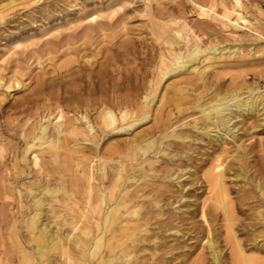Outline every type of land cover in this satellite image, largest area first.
I'll list each match as a JSON object with an SVG mask.
<instances>
[{
  "label": "bare ground",
  "instance_id": "6f19581e",
  "mask_svg": "<svg viewBox=\"0 0 264 264\" xmlns=\"http://www.w3.org/2000/svg\"><path fill=\"white\" fill-rule=\"evenodd\" d=\"M95 18L96 15H92L88 21ZM154 26V35L157 39H162L161 43L166 45L168 51V56L165 53L160 56L161 62L158 67L160 76L169 75L176 78L194 74L196 77L184 78L178 86L174 84L166 86V89L172 90L173 96L168 98L163 93L160 102L176 108L178 113L176 116L156 123L144 134L135 136L134 142L127 140L106 150L105 153L111 157V161H114V156L119 157L118 170L111 169L114 166L108 165L109 163L101 161L100 158L95 160L98 156L93 155L96 152L94 148L96 144L93 146V142L97 140L99 132L109 128L117 132L133 130L136 125L148 118L147 103L146 100L137 103L132 99L139 93L136 87L133 94L127 93L119 97L117 95L115 100V96L109 95L112 89L96 81L98 78L96 80H94L96 77L92 78L94 76L92 70L88 72L91 81L83 80V84L76 89L67 86L63 88L62 97L54 110H51L56 111L52 119L48 118L43 123L35 124L31 131L24 133L23 140L28 143L26 152L33 154L32 165L35 167L36 177L32 181L25 180L31 175V166L25 156H19V148L14 145L11 146L10 157L13 169L2 174L8 167L6 162L9 153L4 157L0 149V185L7 180L14 188L19 186V183L24 187V194L17 189L16 198L7 200V197L0 195V201L5 200L2 207L9 206L8 216L4 214L7 219L4 220V216L0 214V243L6 245L7 249H2V253L4 252L7 257L11 256V264H51L53 260L56 264H187V259L191 255L187 258L183 251L181 258L174 262L175 250L181 248L179 239L184 241L188 234V231H185L187 228L181 227L184 218L176 214H184L186 212L184 207L194 202H190L188 198L194 191V183L195 185L205 183L209 190V197L203 200L201 212L199 211L207 229L206 239L204 238L207 244L203 245L209 257L199 260L197 258V262L194 259V263H189L205 264L204 260H210L212 264H264V256L247 254L248 250L257 254L264 253V209L256 208L257 210H250L244 214L245 209L241 207L240 202L242 198L239 201L235 200V203L238 202L235 204L232 195L230 198L231 192L228 193L229 189L227 185L225 186L224 180L226 174L232 171L235 179L242 182V186L248 183L254 190L261 191L260 195L264 197V180L256 178L250 180L249 174L253 169L250 170L252 155L240 144L244 134L264 131V94H252L245 99L242 96L245 89L242 84L224 89L217 75H211L209 71L202 73L201 67L197 64L206 62L209 68L212 67L213 62L221 58L223 53L219 56L216 54L226 47L211 45L209 49H202L198 45L200 39L195 35L193 46L185 47L184 51L182 49L175 51L173 46L178 42L180 30L170 23L160 21H156ZM229 53L236 55L238 50H230ZM81 70L87 71L85 68ZM149 81L153 82V79ZM124 87L127 89L128 85L124 84ZM254 89L255 87H248L247 91L252 92ZM196 91L199 92L196 94ZM83 95L88 97L84 98ZM62 102L74 111H84L81 115L84 120L83 127L80 126L77 117H67L64 114ZM74 103L78 105L73 107ZM99 107L102 109L95 121H92L91 111ZM116 108L121 114L120 118L115 113ZM195 113L200 114L199 118L183 123L179 132H176V129L166 132L170 126L180 121L181 116ZM247 118L252 120L247 131L242 133L240 124ZM53 119H56L55 123ZM80 136L91 142L86 145L90 148L88 149L90 154L75 159L78 175L71 179V192H68L64 186L65 180H62L64 176L55 175L57 172L53 167L56 164L59 169L69 171L74 160L71 158L68 145L70 141L80 144ZM1 142L0 138V145ZM226 144L235 147L234 153L227 152L230 155L229 162L225 160L228 155L227 147L224 146ZM47 154L48 160L45 161ZM157 154L161 156V160H148L150 157H157ZM198 154L200 156L196 157ZM128 158L137 159L138 162L124 165ZM195 159L199 162H195L194 170L185 172L188 162L192 163ZM207 162H210V167L208 166L207 171L204 170L202 176L196 178L197 169ZM174 164L175 169L171 166ZM108 167L110 170H107ZM105 179L108 185L105 184ZM0 188L2 189V185ZM78 192H81L84 204L81 211L76 207L77 201L74 199ZM9 193L12 194L10 191ZM173 197V201H169ZM67 198L75 201L71 212L78 213V218L75 214L63 212L69 204ZM164 199L168 201L164 202ZM262 200L258 199L259 203H264ZM207 202H213V205ZM218 208H221L225 221L223 223L226 249H220L218 246L216 235L219 228L210 223L216 216ZM167 210L173 215L162 218ZM236 212L243 213L251 221L241 220L235 216ZM65 227H69L70 230L64 232ZM74 229L76 232L71 234V230ZM238 235H245L246 242L237 239ZM170 236L177 244H168ZM228 252L230 258L227 257ZM5 260L7 261L6 258Z\"/></svg>",
  "mask_w": 264,
  "mask_h": 264
},
{
  "label": "rangeland",
  "instance_id": "374dc122",
  "mask_svg": "<svg viewBox=\"0 0 264 264\" xmlns=\"http://www.w3.org/2000/svg\"><path fill=\"white\" fill-rule=\"evenodd\" d=\"M92 15H96V18L88 21ZM171 20H176V22L173 23ZM156 21L170 23L180 30V36L177 38L178 42L173 46L175 51L179 49L184 51L185 47L193 46L195 35L200 39L198 45L202 49H209L211 45L219 48L226 47L216 54L219 56L223 53L221 58L213 62L212 67L209 68L206 62L197 64L201 67L202 73L209 71L211 75H217L223 84V88L225 87L224 89L231 85L242 84L245 87L242 91V96L245 99L252 94H264V0H0V138L2 140L0 149L4 157L9 153L6 162L8 167L5 171L3 170L2 174H6L7 171H10L9 169H13V161L10 157L12 156L11 146L14 145L19 148V156H25L31 166V175L25 180L32 181L36 177L35 167L32 165L33 154L26 152L28 143L24 142L23 135L31 131L35 124L43 123L48 118L52 119L56 111L51 112V110H54L56 103L62 97L63 88L67 86L76 89L83 84V80L91 81L94 77H96L94 80L98 78L96 81L101 82L103 86L110 90L112 89L109 95L115 96V100H117V95L119 97L127 93L133 94L136 87L138 88L137 92L143 95L138 93L132 99L136 100L137 103L146 100L147 103L148 118L141 121L133 130L117 132V130L109 128L104 132H99L97 140L93 142V146L96 144L94 146L96 152L93 155L98 156L95 160L100 158L101 161L109 163L108 165H113L114 168L111 169H119V157L114 156V161H111V157H108L105 153L107 149L115 144L121 145L127 140L134 142L133 138L135 136L144 134L156 123L163 122L168 117L173 118L176 116L178 114L176 108H172L168 103L163 105L160 102L163 93L168 98L173 96L172 90L166 89V86L168 84L178 86L184 78L196 77V75L186 74L176 78L169 75H166V77L160 76L158 68L161 62L160 56L162 53L168 56V51L166 45L161 43L162 39H157L153 33ZM229 49H237L238 53L236 55L229 53ZM81 68H85L87 71H82ZM91 70L94 72L92 78L88 75ZM99 79L101 80L99 81ZM152 79L153 82H150L149 80ZM124 84L125 86L128 85L127 89ZM119 85L121 86L120 89L118 88ZM248 87H255V89L248 92ZM199 91L195 93L197 94ZM97 95L99 96V93ZM83 97L88 96L83 95ZM20 101H24V104ZM62 105L64 114L67 117H77L80 126L83 127L84 120L81 115L84 114V111L81 112L80 110L78 112L67 108V104L64 102H62ZM77 105V103L72 104L73 107ZM100 109L102 107L91 111L92 121H95ZM115 113L120 118L121 114L117 108ZM199 116V113L181 116L180 121L178 120L170 126L166 132L174 129L179 132L183 123L192 122L195 118L198 119ZM245 120L240 124V132L242 133L247 131L252 119L247 118ZM52 121L55 123L56 119ZM94 126L96 128L95 123ZM79 140L80 144L70 141L68 145L71 158L74 160L71 163L73 165L69 167V171L59 169L56 164L53 167L57 172L55 175L64 176L62 180H65L64 186L68 192H71V179L78 175V165L75 159L90 154V148L86 145L91 144V142L86 140L84 136H80ZM240 144L252 155L250 170L253 169L250 171L252 173L249 174L250 180L255 178L264 180V153H262L264 152V131H257L249 135L244 134ZM245 145L247 147L251 145L250 149ZM224 146L227 147L226 153L232 154L235 152V147L232 144ZM199 156V154L196 155V157ZM228 156L230 155L228 154L225 157L226 162H229ZM157 159L161 160V156L158 154L157 157H150L148 160L155 161ZM44 160H48V154ZM137 162V159H129L124 161L123 164L131 165ZM193 162H188L189 165L185 166V172L194 170L195 162L199 161L195 159ZM234 162L237 164V160ZM209 164L210 162H207L197 169L196 178L202 176L204 170L207 171L210 167ZM51 166L50 164L49 167ZM171 166L173 169L176 168V164ZM109 168L107 170H110ZM232 175L231 171L224 177L225 186L227 185L229 189L227 190L228 193L231 192L229 195L230 198L233 197L232 201L234 203L235 200L239 201L242 198L240 202H242L241 207L245 209L244 214L261 207V209H264V203L258 201V199H264L260 195L261 191L254 190L248 183L246 186H242V182L236 180ZM96 182H98V177ZM9 183L6 180L1 184L0 195L2 197H7V200H9L8 198H16L17 189L24 194V187L20 183L16 188ZM105 184L108 185L106 179ZM204 185L205 183L202 185L193 184L194 191L189 194L188 198L190 202H194L184 207L186 209L184 214H176L184 218V224L181 227L187 228L185 231H188V234L185 236L184 241L179 239L178 243L181 248L175 250L176 258L174 262L181 258L182 251L185 252L187 258L191 255L187 259V264L194 263V259L197 262L200 258L204 257L206 259L209 257L207 249L203 245L204 243L207 244L205 240L207 229L200 213L201 204L209 197V190ZM74 196L77 201L76 207L81 211L84 205L81 192L76 193ZM173 199L174 197L170 198L169 201H173ZM67 201L69 204L63 212L75 214L78 218V213L71 212V207L75 201L71 198H67ZM163 201L167 202L168 199ZM212 203L207 202L211 206ZM4 204L5 200L0 201V209H3L0 214L2 217L4 216L5 220L8 216L9 206L2 207ZM165 213L162 218L173 215L168 210ZM221 213V208L216 209V216L213 215L214 217L210 223L219 228L216 235L218 246L221 247L220 249H226L224 242L226 233L223 223L225 221L223 213ZM244 214L237 213L235 216L245 222H250L251 220L246 218ZM259 229L262 228H257V230ZM69 230V227H65L64 232ZM75 232L74 229L70 233ZM237 239L246 242L247 237L238 235ZM175 243L177 244V241L175 242L173 237L170 236L168 244ZM0 249L1 254L2 249H7L6 245L0 243ZM251 252V250H248L247 254L264 256V253ZM3 254L4 252L0 255V263L11 264V256L7 257L6 254ZM227 257L230 258L229 252ZM204 261H206L205 264H212L210 260ZM51 264H56V261L53 260Z\"/></svg>",
  "mask_w": 264,
  "mask_h": 264
}]
</instances>
